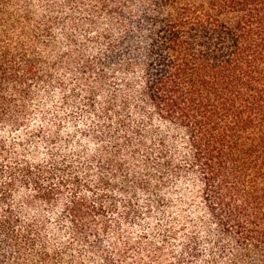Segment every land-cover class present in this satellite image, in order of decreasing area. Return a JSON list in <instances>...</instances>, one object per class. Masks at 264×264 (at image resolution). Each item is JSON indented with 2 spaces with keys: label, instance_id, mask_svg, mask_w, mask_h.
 I'll return each instance as SVG.
<instances>
[{
  "label": "trees",
  "instance_id": "obj_1",
  "mask_svg": "<svg viewBox=\"0 0 264 264\" xmlns=\"http://www.w3.org/2000/svg\"><path fill=\"white\" fill-rule=\"evenodd\" d=\"M57 73L95 119L98 173L0 160V264H79L47 242L38 204L60 200L70 240L99 250L109 191L183 179L203 236L166 264H264V0H0V127L41 135L30 104L62 87ZM120 150L138 161L134 180ZM92 184L101 195L87 202ZM19 185L30 193L17 200Z\"/></svg>",
  "mask_w": 264,
  "mask_h": 264
},
{
  "label": "rangeland",
  "instance_id": "obj_2",
  "mask_svg": "<svg viewBox=\"0 0 264 264\" xmlns=\"http://www.w3.org/2000/svg\"><path fill=\"white\" fill-rule=\"evenodd\" d=\"M56 77L62 87L55 86L43 92L30 104L28 123L41 125L43 133L29 134L24 129L0 127V160L7 167L46 165L66 170L67 176L82 178L88 175L94 181L98 171L93 156L101 147L93 135L95 119L91 114L81 112L82 102H74L71 97L73 77L62 73H57ZM126 153L121 151L117 159L131 174L130 180H134L138 161ZM87 170L90 172L87 173ZM56 177L60 178L58 174ZM6 179L7 173H3L0 182ZM18 187L17 200L30 193L29 189ZM83 189L80 194L87 202L101 195L94 184ZM194 190L190 179L165 185L156 192L113 189L106 194V202H103L108 229L101 233L100 223L95 224L94 230L99 233L93 232L92 235L97 237L96 234H99L102 245L109 248L111 264H166L179 251L186 235L197 233L203 236L200 228L202 213ZM61 208L60 200L52 209L42 204L36 207L45 223L47 242L54 249H58L59 245H69L65 262L72 259L79 264H106V252L101 250L104 247L91 249L94 242L92 236L87 241L82 238L70 240L69 224L60 220ZM33 212L27 210L26 214L31 216ZM118 251H125L123 259H119Z\"/></svg>",
  "mask_w": 264,
  "mask_h": 264
}]
</instances>
